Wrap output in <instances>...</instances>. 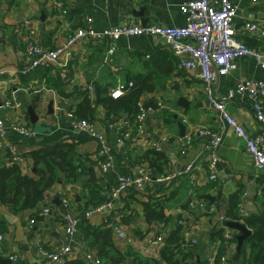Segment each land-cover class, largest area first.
Segmentation results:
<instances>
[{
    "label": "crops",
    "instance_id": "obj_1",
    "mask_svg": "<svg viewBox=\"0 0 264 264\" xmlns=\"http://www.w3.org/2000/svg\"><path fill=\"white\" fill-rule=\"evenodd\" d=\"M186 1L0 0V119L6 126L4 144L15 147L13 152L7 149L0 152V167L18 164L23 175L38 178L31 152L53 149L61 142L75 144L78 157L86 165L83 176L75 183L60 174L56 184L46 190L45 201L32 209L15 213L0 204V215L7 225L0 233L3 236L0 264H9L5 260H10L11 254L18 256V264H50L44 253L66 243L71 246L70 260L91 254L105 264L106 260L99 254L105 246L91 247L85 229L88 225L107 229L113 224L120 225L132 240L127 245L112 231L116 248L121 252L132 250L150 264L161 260L165 249L164 241L156 245L151 242L157 235L166 240L180 225L188 263L207 264L210 258L222 255L228 256L229 264L245 263L250 254L249 248L244 252L245 241L252 233L246 219L260 215L264 209L260 204V200L264 201V170L255 166L243 139L207 100L199 69H180L171 47L158 37H122L113 52L108 41L84 40L70 50L62 61L63 66L34 68V58L26 49L29 31L35 32L43 48L54 49L66 43L77 29L89 26L104 30L137 22L144 26L183 27L188 23V15L181 10ZM221 1L218 0L217 7ZM232 1L237 6L233 25L238 30V39L264 53V37L247 31L252 23L264 27V4L253 0ZM236 64V71L222 77L215 91L219 97H227L226 108L232 117L249 131L258 132L264 125L257 120L255 101L247 92L241 93L239 85L263 80L264 67L251 55L238 57ZM130 83L133 86L129 91L138 83L156 87L142 94V103L150 108L152 99L162 109L151 108L156 111L146 115L145 134L133 132L120 146L117 141L123 128L111 127L121 119L108 118L100 99L110 96V90L117 85L128 87ZM89 86L94 87L93 93ZM87 96L92 97L95 107L93 123L107 135L114 155L113 165L106 173L99 167L98 140L86 131L77 130L70 115ZM258 100L264 110V97ZM29 107L34 109L35 122L31 120ZM179 122L184 126L185 137ZM15 125L30 127L36 135L26 137ZM200 129L221 136L213 172L216 180L210 177L212 156L207 150L210 139L198 133ZM155 146L172 152L166 175L155 173L153 182L144 189H129L115 199L111 192L119 177L133 176L139 159H144L145 152ZM188 165L193 168L185 172ZM89 166L95 170V182H90ZM235 194L240 195L238 219L227 216L229 202ZM203 195L219 198L200 199ZM157 197H171L164 209V215L170 217L165 224L157 220L149 223L145 217L143 204ZM66 198L71 205H65ZM111 202L114 209L88 215L100 204ZM44 209L51 213L43 215ZM69 216L78 222L72 239L65 233ZM227 234L231 236L229 241Z\"/></svg>",
    "mask_w": 264,
    "mask_h": 264
},
{
    "label": "built area",
    "instance_id": "obj_2",
    "mask_svg": "<svg viewBox=\"0 0 264 264\" xmlns=\"http://www.w3.org/2000/svg\"><path fill=\"white\" fill-rule=\"evenodd\" d=\"M107 2L108 0H103ZM218 0H187L181 6L182 12L188 15V23L183 27H167L162 25H142L137 22L109 27L104 30H96L92 26L88 28H79L70 36L68 41L54 49L43 48L36 37L34 31H29L26 43V49L30 55L33 56L32 66L37 67H51L52 65L63 66V60L69 55L70 50L81 41L100 42L108 41L113 52L118 44L119 39L122 37H158L163 39L170 47L178 59V66L180 69H199L200 79L202 80L205 89L207 100L219 112L227 124L233 128L238 137L243 139L246 144L247 153L252 157L255 166L264 170V129L260 128L258 132H251L243 127L240 122L232 117L226 108L227 97H219L216 94L215 86L218 84L222 77L228 76L236 71V60L238 57L251 55L254 56L264 67V53L248 47L244 42L238 39V30L233 25V19L237 14V6L232 0H222L219 7L216 6ZM255 3L264 4V0H253ZM62 6V3H59ZM247 31L251 34L264 37V27L258 23H252L247 27ZM2 73L0 72V78ZM133 86L130 83L128 87L124 84H119L110 90V96L114 99L123 97ZM88 90L93 93L94 87L89 86ZM240 92H247L255 101V109L257 113V120L261 125H264V110L259 102V97H264V79L260 81L251 80L241 83L239 85ZM162 105L159 109H162ZM141 113L137 116L134 126L136 130L133 131V125L126 119H121L120 122H115L111 127L113 130L123 128L120 137L118 138V145L123 146L126 140L129 139L133 132L139 135L145 134L144 121L146 115L151 110L144 109L143 103H140ZM75 121L77 130L86 131L93 138L99 142V150L97 153L99 167L103 173L109 171L114 162V155L112 147L108 141L107 135L100 132L94 125L86 120H77L74 112L70 113ZM183 119V122H186ZM5 124L0 119V152L7 149L14 151L15 147L5 145L3 141L5 133ZM14 128L26 137H33L36 132L24 125H15ZM133 131V132H132ZM203 136L209 137L210 141L207 145V150L212 156V163L210 166V177L216 180L217 176L214 172L216 169L215 161H217V147L220 144L221 136L219 133L209 131L207 129H200L198 131ZM160 150V146L154 147ZM192 170L189 165L185 172ZM155 171L148 161L139 160V165L135 169L133 176L119 177L117 185L112 190V195L115 199H119L129 189L142 190L147 185H150L154 180ZM172 176H167L171 178ZM45 201V200H44ZM66 206L71 205L69 199H65ZM194 206V205H193ZM103 209H114V204L102 203L96 207L93 212H100ZM51 211L44 209L43 215H49ZM118 218H121L122 213L119 212ZM116 214V215H117ZM34 222V221H32ZM78 222L72 217H68L65 223V233L68 238H74L77 232ZM112 231L127 245L131 244V238L127 232L118 224L111 225ZM3 236L0 235V253H3L2 243ZM226 239L231 240L230 235H226ZM164 238L162 235H157L151 245L163 243ZM196 243V241H193ZM182 244L181 248H184ZM71 252L70 244L66 243L60 245L53 252H45L50 264H67L70 261L69 254ZM12 264H18L17 255H9ZM85 264H104L99 258L86 254L81 257ZM189 264H195L193 261ZM207 264H229L227 255L214 256L209 259Z\"/></svg>",
    "mask_w": 264,
    "mask_h": 264
},
{
    "label": "trees",
    "instance_id": "obj_3",
    "mask_svg": "<svg viewBox=\"0 0 264 264\" xmlns=\"http://www.w3.org/2000/svg\"><path fill=\"white\" fill-rule=\"evenodd\" d=\"M155 89L154 86H145V84L138 83L119 99L107 96L100 99V101L107 109L108 118L126 119L133 125L137 116L141 113L142 94L152 92ZM149 104L150 108H159L157 103H153L152 99H150ZM95 113L92 97L89 96L74 112L77 120H86L91 123H93ZM121 114H124V116L122 117ZM136 128L133 125V131ZM30 157L34 162V166L38 169V178L23 175L18 164L0 167V204L10 207L15 213L32 209L43 201L46 190L56 184L60 174L63 173L68 182L75 183L86 170L85 162L78 157L76 145L73 143L61 142L53 149H38L31 152ZM141 160L148 161L157 175H166L170 157L165 149L156 150L151 148L145 152L144 159L141 158ZM170 199L171 197H157L145 202L143 208L146 220L149 223L155 220L162 224L169 222L170 217L164 215V209L166 201ZM190 203L191 201L189 205L187 204V207H190ZM239 204L240 195L235 194L229 202L228 217L239 218L237 213ZM260 204L264 208V201L261 202L260 200ZM246 223L252 228V233L245 241L244 252L249 248L250 254L245 258L246 261L243 264H264V209L260 215L248 217ZM6 226L4 218L0 215V233ZM182 230L183 227L180 225L176 230L169 233L166 240L164 239L165 249L161 260L156 261V264H189L186 261L189 254L181 248L183 244ZM85 233L91 247L99 249L101 245L105 246L99 251L100 256L106 260L105 264H150L148 261L138 258L132 250L121 252L116 248L112 240L111 227L97 229L88 225ZM222 251L223 249L220 250L219 255L222 254ZM219 258L220 256L217 257V259ZM67 264H85V262L81 258H77L68 261ZM199 264H204V262Z\"/></svg>",
    "mask_w": 264,
    "mask_h": 264
},
{
    "label": "water",
    "instance_id": "obj_4",
    "mask_svg": "<svg viewBox=\"0 0 264 264\" xmlns=\"http://www.w3.org/2000/svg\"><path fill=\"white\" fill-rule=\"evenodd\" d=\"M183 101H184V99H181V102H183ZM33 106H34V105H33ZM184 106H187V104L184 103ZM144 109H145V110L148 109V105H145V106H144ZM28 110H29V113H30V115H31V120H32L33 122H35L37 117L35 116V113H34V109H33V107H29ZM179 126H180V128L182 129V137H185L186 134H185V132H184V126H183L182 122H179ZM166 151H167V153L169 154V156L171 157V159H173V155H172L171 150H170V149H166ZM89 167H90V168H89V172H90L91 177H92L91 180H90V182H91V181L95 182L96 179H97V178H96L95 170H94L91 166H89ZM35 172H36V170H35ZM199 198H200V199H209V200H211V201H214L215 198H219V196H217V197H213V196H210V195H203V196H200ZM10 203H12V201H10ZM5 261H8L9 264H12V262H11L10 260H5Z\"/></svg>",
    "mask_w": 264,
    "mask_h": 264
},
{
    "label": "rangeland",
    "instance_id": "obj_5",
    "mask_svg": "<svg viewBox=\"0 0 264 264\" xmlns=\"http://www.w3.org/2000/svg\"><path fill=\"white\" fill-rule=\"evenodd\" d=\"M161 149H162V148H161ZM139 160H141V158H140ZM188 166H189V165H188ZM188 166H187V167H188ZM187 167H186V168H187ZM191 167L193 168V166H192V165H191ZM209 167H210V166H209Z\"/></svg>",
    "mask_w": 264,
    "mask_h": 264
}]
</instances>
